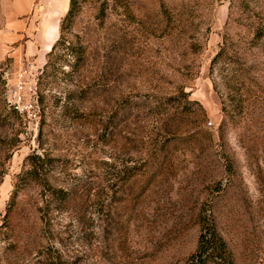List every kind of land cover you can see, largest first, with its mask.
Segmentation results:
<instances>
[{
    "label": "rangeland",
    "instance_id": "1",
    "mask_svg": "<svg viewBox=\"0 0 264 264\" xmlns=\"http://www.w3.org/2000/svg\"><path fill=\"white\" fill-rule=\"evenodd\" d=\"M121 1L78 18L83 74L45 77L69 0H0V226L32 153L73 192L22 184L0 264H184L205 215L264 264V0Z\"/></svg>",
    "mask_w": 264,
    "mask_h": 264
},
{
    "label": "trees",
    "instance_id": "2",
    "mask_svg": "<svg viewBox=\"0 0 264 264\" xmlns=\"http://www.w3.org/2000/svg\"><path fill=\"white\" fill-rule=\"evenodd\" d=\"M91 3V8L96 19H103L110 8L126 9L121 0H69L68 10L65 16L60 20L59 37L51 47V50L46 55V63L42 75L48 77V69H54L55 63L61 62L63 66L70 67L68 75H82L84 66L90 58L88 48L89 41L80 38L71 40L70 35L73 34L76 28L78 18L86 10V4ZM76 44V45H75ZM63 52L56 56L57 51ZM64 73V71H62ZM83 85L80 86V93H84ZM86 88V87H85ZM91 85V90H92ZM42 102V99H40ZM13 114L18 119V113L13 111ZM56 159L50 156L45 150L41 152L32 153L25 159L27 169L16 176V183L14 185V192L11 204L7 206L4 224L0 226L8 230L10 227V220L8 217L14 211V197L18 191L23 188L24 183L31 182L37 184H46L48 186V204H53L55 208H60L69 203L72 199L73 192L71 189L62 187H52L49 185V176L45 168L51 166ZM4 173L0 172V184L3 181ZM234 264L232 256L228 251L227 245L218 233L216 226L212 219L205 215L200 221V235L195 252L189 256L184 264Z\"/></svg>",
    "mask_w": 264,
    "mask_h": 264
},
{
    "label": "crops",
    "instance_id": "3",
    "mask_svg": "<svg viewBox=\"0 0 264 264\" xmlns=\"http://www.w3.org/2000/svg\"><path fill=\"white\" fill-rule=\"evenodd\" d=\"M55 13L56 14H58L57 13V8H56V11H55ZM55 32L54 33H51L49 36H47V45L45 46V50H48L49 48H50V45H51V43L55 40L54 38H55Z\"/></svg>",
    "mask_w": 264,
    "mask_h": 264
},
{
    "label": "bare ground",
    "instance_id": "4",
    "mask_svg": "<svg viewBox=\"0 0 264 264\" xmlns=\"http://www.w3.org/2000/svg\"><path fill=\"white\" fill-rule=\"evenodd\" d=\"M59 6H60V9H58V10L61 11L67 6V3L60 2Z\"/></svg>",
    "mask_w": 264,
    "mask_h": 264
},
{
    "label": "built area",
    "instance_id": "5",
    "mask_svg": "<svg viewBox=\"0 0 264 264\" xmlns=\"http://www.w3.org/2000/svg\"><path fill=\"white\" fill-rule=\"evenodd\" d=\"M17 100L20 102L21 101V97L20 96H17Z\"/></svg>",
    "mask_w": 264,
    "mask_h": 264
}]
</instances>
